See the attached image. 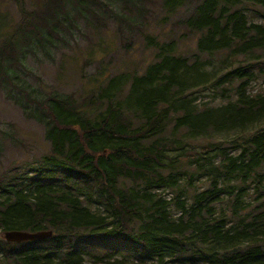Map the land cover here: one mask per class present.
<instances>
[{
    "label": "trees",
    "instance_id": "16d2710c",
    "mask_svg": "<svg viewBox=\"0 0 264 264\" xmlns=\"http://www.w3.org/2000/svg\"><path fill=\"white\" fill-rule=\"evenodd\" d=\"M10 1L21 16L16 34L32 35L28 53L61 40L66 23L58 15L68 16V6L96 16L98 5ZM160 3L162 24L182 33L159 40L134 32L143 20L130 24L129 42L155 53L142 71L116 74L84 98L55 93L20 104L44 126L50 151L28 170L2 175L0 232L53 236L22 244L0 238V264H264V90L250 93L261 76L253 64L264 63V0ZM37 5L52 8L57 27L33 28ZM152 16L147 10L146 25ZM187 34L199 35L189 57L177 54ZM216 56L231 68L213 82L224 102L197 103L189 97L206 87L204 66ZM226 132L240 135L200 145L187 154L197 171L174 172L173 152ZM203 178L208 186L194 187ZM225 198L230 214L220 208Z\"/></svg>",
    "mask_w": 264,
    "mask_h": 264
},
{
    "label": "rangeland",
    "instance_id": "374dc122",
    "mask_svg": "<svg viewBox=\"0 0 264 264\" xmlns=\"http://www.w3.org/2000/svg\"><path fill=\"white\" fill-rule=\"evenodd\" d=\"M0 3V179L14 168L19 171L28 170L50 151L44 126L27 118L23 113V107L31 106L30 96L47 97L55 93H74L77 97L84 98L99 90L116 74L133 72L136 69L142 71L154 60L155 53L153 50H147L145 43L136 41V38L129 42L133 35L130 24L143 20L144 22L134 28V32L139 29L159 40L167 41L174 34L182 33L171 24H162L160 0H97L98 5L92 4L96 16L87 12L81 15L68 6V16L58 15V18L66 23V27H61L59 32L61 40H56L52 46L47 43L49 51L39 47L37 53H28L30 48L34 47L27 46L32 35L16 34L21 18L16 4L10 0ZM33 10L36 11V16L31 22L33 28L37 25L46 31L52 30L53 25L58 26L52 8L37 5ZM147 10L153 13L147 21L148 25ZM111 12L116 13L119 20H116ZM184 14L183 10L173 20ZM122 34L125 38H121ZM198 38L199 35L188 34L183 39L179 38L177 54L188 57L193 54ZM17 43H20V46H17ZM13 50L15 53H12ZM10 57L15 60L9 61ZM11 63L14 65L9 69ZM253 66L261 75L250 88V93L256 94L264 90V63L255 62ZM226 67L219 56L206 63V87L189 98L197 99V103L211 102L215 106L221 105L224 100L213 82L231 69ZM20 104H23V107ZM238 135L240 133H212L211 136L193 141L187 150L173 152V157L178 158L173 165L174 172L197 171L195 169L198 165H189L187 154L195 155L200 145L230 141ZM189 177L185 176L186 179ZM207 186L206 178L194 183V187L201 190ZM165 194L169 195L168 192ZM254 196L256 194H253ZM247 201L253 206L256 205L253 198H247ZM231 206L232 202L225 198L220 208L230 214ZM98 209L102 210L101 207H93L94 211ZM0 238L4 239L2 232ZM85 259L87 263L93 262L88 256Z\"/></svg>",
    "mask_w": 264,
    "mask_h": 264
},
{
    "label": "water",
    "instance_id": "95a60500",
    "mask_svg": "<svg viewBox=\"0 0 264 264\" xmlns=\"http://www.w3.org/2000/svg\"><path fill=\"white\" fill-rule=\"evenodd\" d=\"M53 231H40L35 233L24 231H11L5 234V240L9 243H24L29 241H40L51 238Z\"/></svg>",
    "mask_w": 264,
    "mask_h": 264
},
{
    "label": "bare ground",
    "instance_id": "6f19581e",
    "mask_svg": "<svg viewBox=\"0 0 264 264\" xmlns=\"http://www.w3.org/2000/svg\"><path fill=\"white\" fill-rule=\"evenodd\" d=\"M29 242H32V241H29ZM24 243H26V242H24ZM15 244H22V243H15Z\"/></svg>",
    "mask_w": 264,
    "mask_h": 264
}]
</instances>
